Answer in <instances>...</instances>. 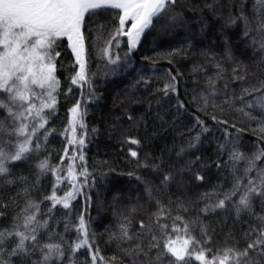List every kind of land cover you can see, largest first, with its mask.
Segmentation results:
<instances>
[{
	"label": "trees",
	"instance_id": "obj_1",
	"mask_svg": "<svg viewBox=\"0 0 264 264\" xmlns=\"http://www.w3.org/2000/svg\"><path fill=\"white\" fill-rule=\"evenodd\" d=\"M206 2L211 0H178L173 12L153 20L134 50L121 35L118 44L113 41L108 55L102 54V49L119 27L112 11L122 15V10L96 18L86 14L82 31L87 83L71 84L78 67L67 38L57 40L55 105L43 110V120L30 117L24 121L38 129L31 151L21 160L5 162L9 171L0 175V232L14 231L23 224L24 216L34 215L29 227L36 228L39 246L61 244L63 257L53 255L44 262L40 247L30 249L26 256H11L18 242L11 236L0 243V261L92 264L91 256L98 249L96 264H145L144 252L153 264H159V249L150 248L156 243L153 235L158 239L170 236L177 246L190 235L204 245L209 257L225 248L243 251L255 237V233H248L261 225L258 218L264 217V198L254 195L251 209L239 213L237 204L248 179L264 169L262 157L255 168L245 171L248 161L264 150V90L244 93L264 81V51L251 44L250 37H241L239 23L222 31V20L214 19L204 8ZM220 2L225 6L219 11L226 15L229 0ZM238 3L233 0L234 5ZM253 4L254 0H245L250 18ZM232 10L235 13V7ZM175 13L180 18L173 21ZM225 37L231 59L225 54ZM110 58L116 63H110ZM173 76L175 91L165 95L164 88ZM36 103L39 106V101ZM77 104L80 115L74 122L71 109ZM0 120L11 131L13 122L3 109ZM40 123L44 128L38 127ZM197 135L198 141L194 139ZM17 139L3 134L10 151L14 149L6 142ZM131 139L139 143L132 144ZM132 151L137 152L136 157L131 156ZM234 152L244 158L231 160ZM42 161L56 172H42L38 167ZM164 175L172 177L167 184L161 183ZM237 180L241 181V192L226 200L225 207H216ZM53 192L57 199L73 192L69 207L49 199ZM160 208L164 214L159 223L168 225L169 235L161 232L156 221ZM81 218L92 247L73 252L77 238L83 239L77 231ZM141 222L148 227L142 229ZM185 224L187 234L171 231L174 225L183 228ZM122 225L131 239L122 235ZM249 255L254 264H264V256ZM167 260L165 257L164 264ZM191 264L201 262L193 258Z\"/></svg>",
	"mask_w": 264,
	"mask_h": 264
},
{
	"label": "snow or ice",
	"instance_id": "obj_2",
	"mask_svg": "<svg viewBox=\"0 0 264 264\" xmlns=\"http://www.w3.org/2000/svg\"><path fill=\"white\" fill-rule=\"evenodd\" d=\"M178 0H0V109L7 113V118H10L12 123L11 131L5 127V121L0 120V175L9 171L6 167V161H18L24 157V154L31 151L30 145L32 137L35 136L37 129L36 124L25 123L30 117L35 119L39 117L43 120L41 113L45 108H53L55 105V97L53 93L59 86L57 79L55 58L59 56V52H55L54 45L57 40L66 37L70 42L72 52L75 54V64L78 65V71L71 78V84L78 85L88 82L86 71L87 61L85 58L84 36L82 34V26L84 24L86 14L91 18L98 17L101 13H107L111 10H122L120 12L112 11V15L118 17L119 27L111 34L107 41V47L102 49V54L108 55L109 49L113 41L121 35L127 37V45L131 50H134L139 41L141 34L145 29H148L154 19H160L161 16H167L174 11ZM225 5L221 4L220 0H211V3L206 2V8L214 19L222 20L221 30L242 25V38L250 37V43L258 45L259 50L264 51V0H254L253 15L250 18L245 11V0H239L238 4H233V0L228 2L227 14L220 13L219 9ZM235 7V13L233 12ZM180 18L179 13L171 16L173 21ZM203 19V18H202ZM131 20V28L124 31L126 21ZM255 25V26H254ZM204 27H207V21L204 22ZM204 28H201L203 31ZM256 32V36L251 34ZM225 54L231 59V47L225 37ZM110 63L115 64L116 60L110 58ZM217 68H221L217 64ZM222 71V68H221ZM236 69H233L235 72ZM219 76L220 73L218 72ZM175 79L171 77V81L164 88L165 95L169 90L175 91ZM243 79V77H239ZM212 82L210 81V84ZM40 91L37 92L36 89ZM264 90V81L259 87H253L251 90L245 89V95H252L254 92H262ZM71 91V88L69 89ZM36 101H39L37 106ZM183 107V104H180ZM251 107V103L247 104ZM73 121L75 122L79 113V104L71 109ZM131 119V117H130ZM46 122V121H45ZM203 125V121L197 120ZM83 127V124L80 125ZM39 128H44V123L38 125ZM207 131V128H203ZM17 137V142L7 141L9 148L5 147L3 134ZM19 137H23L20 141ZM195 140H199L197 135ZM83 139L79 140V144H83ZM130 143L138 144L139 141L131 139ZM39 147V145H37ZM194 147V145H190ZM183 151V149H182ZM68 156V152L65 151ZM131 156L136 157L137 152L132 151ZM264 157V150L259 151L251 160L248 161L246 172L251 171L256 166V161ZM75 160L76 157H70ZM244 157L239 153H232L230 159L238 161ZM83 160V155L79 156ZM38 167L41 171L56 172V169L49 168L47 161H42ZM72 169L69 167V175ZM171 175H164L161 183L167 184L171 179ZM198 180H203L202 176L196 177ZM61 178L58 176L57 180ZM244 191L239 197L237 204V213L242 209H251V199L255 196L264 198V169H260L257 177L249 178L246 185L243 186ZM151 194V189H146ZM241 192V181L237 180L230 193H226L224 199L219 200L216 207H225V201L230 200ZM73 192H68L62 199H57L55 192L49 197L55 203H62L65 208L69 207L68 201L73 198ZM25 212L28 210L25 209ZM164 214L163 208H160L156 214V221L159 224L161 232L167 233L168 225L160 224V218ZM176 219H181L177 217ZM261 221L259 228H252L248 233L249 236L255 233V237L251 239L243 251H238L233 248H225L221 254L212 255L209 257L206 254L204 245L197 241L194 237L188 235L183 240L182 244L177 246V241L170 238L163 239L156 235L152 236V240L156 243L151 247L159 249L156 253V261L159 264H164V258L167 257V264H191L192 259L200 261L201 264H254L253 257L250 252L258 256H264V217L258 218ZM35 220L34 215H26L23 217V224L17 225L16 230L0 232V243L7 237L15 236L18 242L11 249L10 255H28L29 250L37 248L39 241L37 239L36 228L29 226ZM122 235L128 237L127 229L122 225ZM148 226L141 222V228L145 229ZM23 229V230H20ZM77 231L83 239L77 238V242L73 246V252L81 248L87 247L91 250V244L88 239V231L83 218L80 219ZM172 232L183 231L186 234L189 229L185 224L183 228L174 225ZM131 239V237H128ZM27 242V243H26ZM47 249V251H44ZM143 251V249H140ZM43 253L42 260L47 262L53 255L57 258L63 257L61 244H44L40 247ZM208 252L211 249L207 250ZM147 260L145 264H153L148 252H144ZM99 256L98 249L96 254L91 256L92 264H96ZM102 260L103 258L100 257ZM0 264L5 262L0 261Z\"/></svg>",
	"mask_w": 264,
	"mask_h": 264
},
{
	"label": "water",
	"instance_id": "obj_3",
	"mask_svg": "<svg viewBox=\"0 0 264 264\" xmlns=\"http://www.w3.org/2000/svg\"><path fill=\"white\" fill-rule=\"evenodd\" d=\"M129 28H131V25L128 27V29H129ZM149 28H150V27H149ZM149 28H148V29H149ZM128 29H127V30H128ZM148 29H145L144 33L141 34L140 39L144 36V34L146 33V31H147ZM127 30H126V31H127ZM81 31H82V29H81ZM82 34H83V31H82ZM124 37L127 39L126 36H124ZM68 43H69V46H70V42H69V41H68ZM70 49H71V47H70ZM71 52H72V49H71ZM72 55H73L74 60H75V54H74L73 52H72ZM77 67H78V65H77Z\"/></svg>",
	"mask_w": 264,
	"mask_h": 264
},
{
	"label": "rangeland",
	"instance_id": "obj_4",
	"mask_svg": "<svg viewBox=\"0 0 264 264\" xmlns=\"http://www.w3.org/2000/svg\"><path fill=\"white\" fill-rule=\"evenodd\" d=\"M122 15H123V12H122ZM131 23H132L131 20L126 21L124 31H126L128 29V27L131 25Z\"/></svg>",
	"mask_w": 264,
	"mask_h": 264
}]
</instances>
